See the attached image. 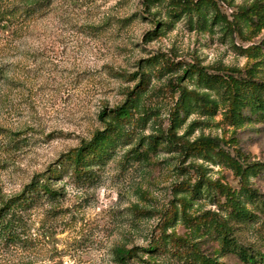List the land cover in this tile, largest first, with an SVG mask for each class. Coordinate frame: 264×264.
I'll return each mask as SVG.
<instances>
[{
    "label": "rangeland",
    "instance_id": "374dc122",
    "mask_svg": "<svg viewBox=\"0 0 264 264\" xmlns=\"http://www.w3.org/2000/svg\"><path fill=\"white\" fill-rule=\"evenodd\" d=\"M188 1L207 20L197 10L183 12L186 0H52L13 32L0 30V66H7V78H0V193L6 196L104 128L100 111L120 105L122 89L138 82L139 76L132 80L116 71L150 73L142 95L146 120L124 126L131 138L119 139L102 162L91 165L92 180L81 182L71 169H61L54 183L62 195L29 210L28 240L0 246V264H120L117 246L136 248L125 264H251L243 251L264 254V121L245 110L254 120L233 124L222 88H206L196 76L175 80L184 66L195 65L264 82V23L242 16L264 0ZM215 9L233 21L230 29L213 18ZM151 57L156 63L147 62ZM166 63H174L171 70ZM176 83L216 102L214 112L199 107L182 117L177 135L210 137L242 166L258 163L247 182L253 194L245 193L226 163L150 148L147 136L172 129ZM190 178L214 186L207 193L202 183L192 197L175 193L173 185ZM181 196L192 221L181 216ZM235 200L250 211L249 219L239 217ZM174 208L175 220L162 225ZM221 226L229 232L226 239Z\"/></svg>",
    "mask_w": 264,
    "mask_h": 264
},
{
    "label": "trees",
    "instance_id": "16d2710c",
    "mask_svg": "<svg viewBox=\"0 0 264 264\" xmlns=\"http://www.w3.org/2000/svg\"><path fill=\"white\" fill-rule=\"evenodd\" d=\"M186 1L183 12L197 10L198 16L204 21L207 20V14L198 5L188 0ZM51 3L52 0H0V30L13 32L18 27L17 24H25L33 15L42 14ZM214 13L213 18L224 21L227 24V29L231 28L233 21H229L225 15H219L216 9ZM242 16H245V20L263 24L264 4L260 2L254 3L250 9L242 13ZM147 62L156 63L155 57L147 59ZM165 66L169 69L174 66V63H166ZM6 69V65L0 66V78H7ZM115 73L121 77L129 76L132 80H135L137 76L139 77L138 82L133 88L124 87L122 89L125 99L120 105L108 110L104 107L100 111L99 116L104 123V128L96 130L90 139L84 140L79 146L75 147L64 158L60 159L55 167H50L46 173L35 175L19 193L10 196L0 193V246L9 247L18 243L24 244L28 240L26 215L29 210L42 201L56 202L59 196L62 195L60 187L54 183V181L61 179V169H71L72 175L80 179L81 182L92 180L91 165L95 162H102L119 139L129 140L131 138V131H125L124 126L132 121L146 120L148 112L141 109L142 95L148 89L150 73L142 71L126 75L127 73L123 70L116 71ZM184 76H196L197 81L209 89H213L216 85L222 88V100L224 103H228V113L226 116L230 118V122L233 124L244 125L254 120L247 112L244 113L245 110H249L250 114L256 115L257 118H262L264 121V82L253 79V75H249L247 78L235 77L232 74L226 76L215 75L208 73L206 70L199 69L198 66L188 65L182 68V75H177L175 80H180ZM171 83L173 82L169 81L168 85ZM176 84L178 88L176 92L179 95L175 101L174 110L171 115L173 118L171 122L172 129L166 133L160 131L159 133L147 136L145 140L151 145L150 148L156 150L158 146L162 145L167 150L176 151L181 155L196 152L198 156L205 158L207 161L226 163L240 177L245 193L253 194L250 192L247 182L248 176L258 169L256 167L258 163L247 164L245 167L242 166L239 161L221 150L218 144L210 137L200 136L194 141H190L189 139H185L184 136L177 135L174 127L176 124L182 122V117L186 116L190 111H199V107L207 110L209 106V110L214 112L216 102L210 99L208 93L199 94L195 89L189 90L185 86L180 85V83ZM136 113L138 114L137 118L135 117ZM13 136H16V134H13ZM15 140L17 139L13 141L15 142ZM202 168V166L196 167L200 171V176L204 174ZM202 183L206 185L204 192L207 193L211 186H214L210 184L209 180L203 181L202 178H198L192 183L190 178V180H182L179 183H175L173 189L175 193L176 191H186L192 197L201 193L200 188ZM227 192L232 194L229 190ZM177 200L183 208L181 210L183 219H188L189 221L195 219L185 213L183 206L186 202V197L181 196ZM237 203V200H235L232 206L236 209L239 217L242 220L249 219L251 216L250 211L243 205L238 206ZM176 213L177 209L174 208L172 212L165 214L162 225L166 226L168 222L175 220ZM219 234H221L223 239H226L229 232L224 226H221ZM154 249L155 245H150L148 251H153ZM135 255V247L127 249L124 246H117L115 248V260L120 264H125ZM242 256L248 263L264 264V254L258 253L257 255H253L243 251Z\"/></svg>",
    "mask_w": 264,
    "mask_h": 264
}]
</instances>
